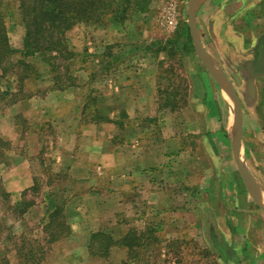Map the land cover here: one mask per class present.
<instances>
[{"label":"crops","instance_id":"obj_1","mask_svg":"<svg viewBox=\"0 0 264 264\" xmlns=\"http://www.w3.org/2000/svg\"><path fill=\"white\" fill-rule=\"evenodd\" d=\"M111 13L99 24L78 22L67 30L73 40L67 39L73 52L69 61L78 63L77 68L73 67L79 72L78 83H75V73L70 71L62 76L67 83H60L50 71L47 58L39 53L35 59H20L22 55L18 53L3 62L6 74L12 69L11 81L1 87L4 97L0 108V137L9 143V148L3 152L10 163L4 173L3 193L13 196L30 188L34 178L29 160L43 155L41 175L51 176L42 188V192L47 188L46 197L41 204L37 201L29 203L28 207L36 213L43 210L42 220L46 219L47 212L51 217L55 209L61 208L67 224L66 239L77 243L94 260L106 261L115 250L129 255V248L121 244L112 245L104 256L93 254L95 233L110 234L115 240L135 234L140 243L134 245V253L137 257L141 254V258L133 261L153 264L145 261L146 252L158 251L172 256L177 247L180 248L173 245L177 241L183 244L201 239L203 243L209 217H212L210 237L219 245L225 261L258 264L257 256H260L264 263V179L250 163L264 161V71L258 66L264 40V0H201L194 13L196 35L213 64L227 76L239 100L242 110L239 138L237 106L231 90L212 74L199 56L187 10L185 37L178 58L180 71L185 70L187 76L195 77L193 91L189 90V84L185 90L186 95L191 91V98L186 97L183 106L195 110L194 126L202 130L195 139L198 150L189 146L191 141L185 144L181 136L137 134L114 141L121 131L124 134L127 123L123 126L121 121L111 117L107 121L105 117L103 121H82L85 106L89 104L87 87L94 86L95 77L99 78L100 73L91 67L94 59H89L90 55L83 59L86 48L81 51L79 42L88 41L87 53L96 47L94 42L106 47L111 40L120 38L123 43L127 29ZM170 14L173 18L176 16ZM179 16L176 23L181 22V12ZM20 19L19 38L12 39L6 24L9 42L16 49H23L26 35V25L23 18ZM78 31L80 33H76ZM95 35L99 37L98 43L92 42ZM51 55L57 53L51 52ZM114 59L121 58L105 56L102 62L110 66ZM122 61L116 63L123 68ZM31 63L33 65H29ZM123 71V78H115L117 82L122 81L117 84L116 93L110 96L106 93L98 105L99 110L106 116L111 115L114 102L119 108L120 88L124 91L133 87L138 80L141 81L138 89L144 97V87L147 88V103L155 104L156 108L158 100L160 108V97L156 98L155 92L156 69L152 66L146 69L149 77H145V69H140L136 73L140 78ZM137 102L135 108L128 104L121 105V109L132 117L134 110L144 109L139 105L140 100ZM167 104L172 101L169 99ZM136 121L134 118L131 126ZM50 127L57 136H52L49 142ZM109 130L113 131L111 135ZM238 139L239 161L253 180H245L240 171L234 149ZM222 147L228 149L227 158L229 155L232 162V165L228 162L230 173L225 175L218 155ZM171 159L179 161L173 168L176 173H164L167 168L161 164L169 169ZM44 168L51 170L43 172ZM66 176L68 180L61 181ZM257 241H261L263 247H256ZM67 253L69 249L65 247L51 250L49 256ZM123 260L117 264H127V259ZM49 264H54L53 259H49Z\"/></svg>","mask_w":264,"mask_h":264},{"label":"rangeland","instance_id":"obj_2","mask_svg":"<svg viewBox=\"0 0 264 264\" xmlns=\"http://www.w3.org/2000/svg\"><path fill=\"white\" fill-rule=\"evenodd\" d=\"M189 2L190 0H113L114 4L109 12H112L111 14L115 20L122 22V24L124 23L123 26L127 29V38L123 43L119 41L120 38L111 40L112 42H110V45L105 47V44L100 46L94 42L97 41L98 43L99 40V37L97 38L95 35L93 36L95 39H93L92 42H94L93 45L96 47L88 53V41H84L83 39L80 40V50L82 51L86 48V52H84L86 56H84L83 59H87L90 55L89 59H94V63L91 67L93 69H98L97 72L100 73L99 78H97V76L95 77L96 83L94 86L88 85L89 87H87L86 93H88L87 98L89 99V104L85 106L81 118L82 121H103L105 118L107 121L110 120L109 117H111L112 120L121 121L123 126L127 123L125 125L126 127L123 129L124 134H122L121 131V134H117L113 138L114 141H116L115 139L117 138L120 139L128 135L133 136L137 134L144 136L148 134L154 136L166 135V137L170 136V138L181 136L184 138L183 142L185 144L191 141L189 146H191L193 150L199 149L195 139L197 135L202 134V130L194 126L196 123L195 110L183 106L185 100L187 98L190 100L191 98V91H193L194 86L193 79L195 77L187 76L185 70L180 71L181 61L178 58V51H180L182 39L185 37L183 36V29L187 21ZM19 5V0H8L7 3H3L2 0L0 5V11L5 15V22L13 35L12 39L19 38V35H21L19 28L22 24L20 19L22 16ZM169 12L176 16L173 18L171 14L169 15ZM180 12L181 22L176 23L175 19L180 17ZM176 13H178V15ZM105 16H103L101 20L105 21ZM76 33L80 32L78 31ZM64 39L66 42L67 39L73 41L72 36L70 33L67 34V31ZM116 43H119V46H117ZM121 45L122 47H120ZM258 51H260V48H258ZM37 54L24 57V59H35L39 55L43 58L46 57L47 59H45L49 64L50 71L54 77L56 76L60 83H67V81L65 82V80L62 79V76L68 74L69 71L75 73V83H78L79 77H77V74L79 75V72L73 69V67L77 68L78 63L74 62V60L69 61L70 59L65 57L66 54H57L56 56L51 55V53ZM109 54L120 57L123 60V68L121 64L116 63L121 59H114V62L110 66L103 63L102 59H104L105 56H111ZM147 59H150V61ZM105 61H107V59ZM101 62L103 65L100 64ZM29 65H33V63ZM149 66L156 69L157 85L155 92L156 98L158 96L160 97V108H158V100L156 101V108H154L155 104L147 103V88L144 87V94L146 95V97H144L138 89L141 87L140 85L138 86V83L141 84V81L138 80V83H135L133 87L125 88L124 91L123 88H120L122 96L120 94L118 98L119 108L116 103L111 100L112 103L114 102V111L110 112L111 115L106 116L99 110L98 105L101 104L100 102L103 100L104 95L108 93L110 96L111 93H116L114 90H116L117 84L122 83V81H115V78L116 76L123 78V69L127 71L128 75H134V78H140V76L137 77L136 73L140 72V69H145L143 73L145 77H149L148 72L146 73V69ZM21 68L22 66L18 68L19 71ZM11 70L7 72L8 77L5 76L1 80L0 87H6L7 82L11 81ZM105 71L111 72L105 73ZM141 74L142 73H140V75ZM124 75L126 74L124 73ZM124 79L127 80V78ZM73 81L74 80H71V82ZM188 84L190 87L189 90L191 91L189 95H186L185 90L186 88L188 89ZM3 97V94H0V108L3 106ZM169 99L172 101V104H167ZM137 100H140L139 105H143L144 109L139 110V108H137V110L133 111L135 108L134 104L138 106ZM128 104H133L134 106V108H131V111H133V114H131L132 117L125 112L126 110L124 111L121 109V105ZM181 107L183 108L181 109ZM109 108H111V106ZM134 118H137V121L131 126ZM190 124L193 125L190 126ZM48 133L51 135L47 134L49 136L48 139H50L49 142L52 136H57L52 127L48 128ZM112 133L113 131L109 130V135ZM7 143L0 148V264H49V259H53L54 264H117L118 261L124 258V260L127 259V264H139L138 261L130 262L129 255L127 256V253H120L119 250H115L113 255L106 261H100V258H96L95 260L92 259V257L85 254V251L80 249L77 243L75 244L66 239L67 235L65 232L67 224L63 219V214L57 212L56 215H54V221L50 223L51 217L47 212L45 220H47V218L49 220L45 223L46 221L42 220L43 210L36 213L33 212L32 208L28 207L29 203H36L37 201H40L39 204H41L42 199L46 197L47 188L44 187V192H42V188L51 176L41 175L40 165L43 155H41L39 159H33V156L29 160L33 170V185L30 188L15 193L13 196H11V194L9 196H7L6 193L4 194V173L7 164H10L3 152L6 148H9V143ZM215 152L217 154L216 150ZM226 152H228V149L226 150V148L223 147L220 148L218 152V155L220 154L221 159L219 160L221 161V169L224 175L230 173L228 162L232 165L229 155L227 158ZM176 162L179 161L174 160V162H172L171 159L169 169V166L161 164L167 168L164 173H167V171H169V173H176L173 170ZM250 163L264 179V161L253 160L250 161ZM49 170H51V168H44L43 172ZM171 178L174 179L175 175H171ZM66 179L68 180L67 176L62 177L61 181H65ZM63 194H65V192ZM66 194L68 196L70 195V193ZM59 211L62 210L60 209ZM59 221H63V224H59ZM212 222L213 218L209 217V224L205 229V240L203 243L201 239V243L199 242L200 240L188 241V243L183 244L177 241V243L173 245L175 247L176 245L180 246L181 249L177 247L172 256H165L163 252L158 251L155 253L148 252V254L146 252L145 261H150L153 264H172V261L176 262V264H229V261L223 259L222 251L219 249L220 247H218L219 245L212 242L210 237V227L213 225ZM59 235L60 238L58 237ZM56 237H58V239L49 241L50 238ZM65 247L67 250L69 249V253L58 254L57 256H52V258L49 256L51 255V250H62ZM256 247H263L261 241H257ZM77 250L79 251V256L76 255ZM226 252L227 254L229 253L228 248ZM138 258H141V254ZM257 261L258 264H264L260 256H257Z\"/></svg>","mask_w":264,"mask_h":264},{"label":"trees","instance_id":"obj_3","mask_svg":"<svg viewBox=\"0 0 264 264\" xmlns=\"http://www.w3.org/2000/svg\"><path fill=\"white\" fill-rule=\"evenodd\" d=\"M1 2L2 0L0 5ZM19 2L22 20L26 25L23 49L11 46L5 18L0 11V66L2 69L0 82L7 71L2 65L3 62L14 54L20 53L22 55L20 59H24L37 53L56 52L66 54L65 57L70 58L73 52L64 39L66 31L79 21L100 23L114 4L113 0H19ZM0 94H3L1 87ZM6 143L0 137V148ZM60 209L53 211L50 223L54 221V215L57 212L61 213ZM59 224H63V221H59ZM54 239L56 238H50L49 241ZM139 243L140 241L132 233L127 234L123 239L115 240L110 234L99 232L93 235L91 252L104 256L112 245L121 244L129 248V258L133 261L137 257L134 253V245Z\"/></svg>","mask_w":264,"mask_h":264},{"label":"water","instance_id":"obj_4","mask_svg":"<svg viewBox=\"0 0 264 264\" xmlns=\"http://www.w3.org/2000/svg\"><path fill=\"white\" fill-rule=\"evenodd\" d=\"M199 1H201V0H190L189 9H188V12L190 15V26H191V30H192V35L194 37V45H195V48H196L199 56L202 58L203 62L207 65V67L212 72V74H214L215 77L218 78L220 81L227 84L231 90L233 99H234L236 106H237L238 138H239L240 134H241V126H242V110H241L239 100L236 96L234 87L229 83V80H228L227 76L223 73V71L213 64V62L211 61V58L208 55V52L204 49V47L201 44L198 36L196 35L194 13H195L196 5L198 4ZM258 66L261 70L264 71V40H263V46H262V56H261V59L259 61ZM239 144L240 143H239V139H238L236 145H234V149H235L236 160L239 164L240 171H241L243 177L245 178V180H253L252 176L246 171L245 167L239 161V158H238Z\"/></svg>","mask_w":264,"mask_h":264},{"label":"built area","instance_id":"obj_5","mask_svg":"<svg viewBox=\"0 0 264 264\" xmlns=\"http://www.w3.org/2000/svg\"><path fill=\"white\" fill-rule=\"evenodd\" d=\"M171 17V16H170ZM172 19V18H171Z\"/></svg>","mask_w":264,"mask_h":264}]
</instances>
